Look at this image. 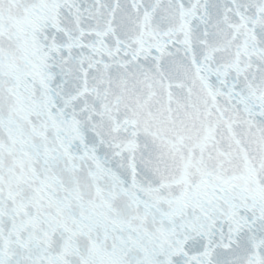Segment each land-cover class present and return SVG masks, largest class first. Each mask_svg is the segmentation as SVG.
Returning a JSON list of instances; mask_svg holds the SVG:
<instances>
[{
  "label": "snow or ice",
  "instance_id": "obj_1",
  "mask_svg": "<svg viewBox=\"0 0 264 264\" xmlns=\"http://www.w3.org/2000/svg\"><path fill=\"white\" fill-rule=\"evenodd\" d=\"M0 264H264V0H0Z\"/></svg>",
  "mask_w": 264,
  "mask_h": 264
}]
</instances>
